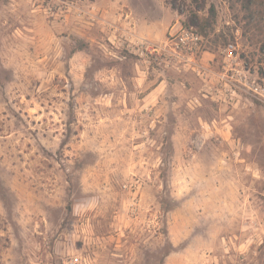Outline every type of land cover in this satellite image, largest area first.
I'll return each mask as SVG.
<instances>
[{
    "label": "rangeland",
    "instance_id": "rangeland-1",
    "mask_svg": "<svg viewBox=\"0 0 264 264\" xmlns=\"http://www.w3.org/2000/svg\"><path fill=\"white\" fill-rule=\"evenodd\" d=\"M252 1L0 0V264H264Z\"/></svg>",
    "mask_w": 264,
    "mask_h": 264
},
{
    "label": "built area",
    "instance_id": "built-area-1",
    "mask_svg": "<svg viewBox=\"0 0 264 264\" xmlns=\"http://www.w3.org/2000/svg\"><path fill=\"white\" fill-rule=\"evenodd\" d=\"M181 30L182 31L180 35L172 39L173 44H175L178 49L182 48L191 51L195 49V51H199L202 47V37L198 33L193 32L192 30L189 29H181ZM235 50H236L235 45L230 44L226 48L225 53L229 58H233ZM249 89L252 91L254 97H256L260 102L264 104V84L260 83L255 79L251 82Z\"/></svg>",
    "mask_w": 264,
    "mask_h": 264
},
{
    "label": "trees",
    "instance_id": "trees-1",
    "mask_svg": "<svg viewBox=\"0 0 264 264\" xmlns=\"http://www.w3.org/2000/svg\"><path fill=\"white\" fill-rule=\"evenodd\" d=\"M241 1H243V3L246 2V6H249L248 8H250V6L253 2L252 0H241ZM262 4H264V0H263Z\"/></svg>",
    "mask_w": 264,
    "mask_h": 264
}]
</instances>
